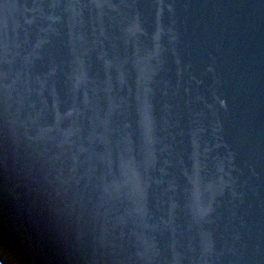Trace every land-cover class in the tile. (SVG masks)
<instances>
[{"label": "water", "instance_id": "95a60500", "mask_svg": "<svg viewBox=\"0 0 264 264\" xmlns=\"http://www.w3.org/2000/svg\"><path fill=\"white\" fill-rule=\"evenodd\" d=\"M2 264H264V0H0Z\"/></svg>", "mask_w": 264, "mask_h": 264}]
</instances>
